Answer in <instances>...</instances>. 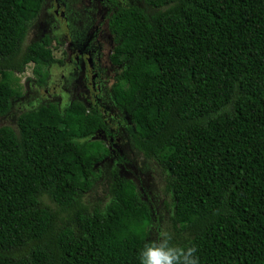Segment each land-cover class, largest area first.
I'll return each instance as SVG.
<instances>
[{
	"label": "trees",
	"instance_id": "16d2710c",
	"mask_svg": "<svg viewBox=\"0 0 264 264\" xmlns=\"http://www.w3.org/2000/svg\"><path fill=\"white\" fill-rule=\"evenodd\" d=\"M44 2L0 0V264H140L159 224L199 264H264V0H99L122 70L109 105L95 79L74 90L60 31L31 33ZM119 140L157 168L159 221L110 159Z\"/></svg>",
	"mask_w": 264,
	"mask_h": 264
},
{
	"label": "rangeland",
	"instance_id": "374dc122",
	"mask_svg": "<svg viewBox=\"0 0 264 264\" xmlns=\"http://www.w3.org/2000/svg\"><path fill=\"white\" fill-rule=\"evenodd\" d=\"M88 4V0H86V5ZM103 15L107 14V9L103 8L102 10ZM97 17H99V15L97 14ZM106 19V17H105ZM100 27L99 29L102 31L103 33V42L104 44H107V46H109V49L106 50H102L101 55L99 56V75L98 79H97V87L101 88V90L103 91L104 87H109V89L111 90V85L114 83V78L117 76V74L121 73V65H115L113 63L109 62V57L114 53L113 51V47L116 44L112 43L111 38L113 37V34H111V38L110 35H108V31L106 30V25L105 22H101V24H99ZM74 45V44H73ZM93 50V49H92ZM62 50H55L54 49V53L56 54L57 57H63L64 54L61 53ZM97 56L99 55L98 52L96 54ZM83 62H78L77 64V68L76 70L73 72L72 74V81H74L76 83V87L74 88V90L78 89L79 87H82L83 85V80L85 79V73L83 70ZM31 69H32V65L28 66V69L25 70V73L21 76H19L20 78V82L22 87L24 88L23 91H26L28 89L27 86V80L29 79V77H31ZM104 69V70H102ZM64 69L63 68H54V72L56 75L60 74L61 72H63ZM105 71V72H103ZM88 75V72L86 73ZM55 80V79H54ZM55 82V81H53ZM67 83V80L62 81L59 84V88H63V86ZM101 83V85L99 84ZM30 92V91H27ZM25 92V93H27ZM92 92V91H91ZM44 93V92H42ZM93 95L94 93H98L97 91H93L92 92ZM101 98V97H100ZM82 99V98H81ZM94 99V98H92ZM102 102H104L103 99H101ZM27 103H31L30 101H26ZM26 102L23 103L26 104ZM90 103L87 104L90 105ZM21 105V104H20ZM19 106V105H18ZM18 106L15 107V112L18 113ZM6 118H13L12 116H7ZM10 120V119H9ZM9 120H3L4 122L2 124H11L12 122ZM116 118L114 117V121H111V126L115 129L118 127V129H120V125L115 122ZM100 135H102V133H100ZM119 146L115 145L111 146V161H113L114 159L117 158V154L113 155L112 152L114 151V148H116V150L118 151L117 153H119L118 155H123L125 157L128 158V161L125 162H118L119 165V170L120 173L123 175H125V177H130V176H134L136 175V180L138 181V187H139V191L142 195V200L145 202H148L150 207H153L156 209L155 215L154 216V220H158L159 221V217L160 219L164 218V214H162V201L164 199H167L168 197L166 195H164L162 193V188L160 187V184L162 181H160V177L159 174L155 171H157V168H151L152 166V162H148L150 165L149 167H147L146 169H144V171L141 170V167H143V161H142V156L135 158V156H139L137 154H135L133 151H130L126 148L125 144L123 143V140H119ZM111 143V142H110ZM129 156H126V155ZM106 166V165H104ZM103 166V167H104ZM159 170V169H158ZM105 189H106V185L105 182L102 181L101 183H99V185L96 187V189L92 192V194H89V197L91 199H101L103 194L105 193ZM45 203H47V201H44ZM49 204L52 205V203L50 201H48ZM159 208V209H158ZM163 215V216H162ZM159 229H160V224H159ZM157 229V230H159ZM156 230V229H155Z\"/></svg>",
	"mask_w": 264,
	"mask_h": 264
},
{
	"label": "flooded vegetation",
	"instance_id": "af4514ba",
	"mask_svg": "<svg viewBox=\"0 0 264 264\" xmlns=\"http://www.w3.org/2000/svg\"><path fill=\"white\" fill-rule=\"evenodd\" d=\"M91 7L83 3V0H45L41 8L42 17L45 20L40 23V28L43 32L48 33L52 29L60 31V35L66 39L69 46H72L73 43L74 50L77 49L75 47L81 49L82 61L80 62L84 63L85 79L87 82L88 78L92 83L94 79L97 80L100 76L98 74L100 71L99 56L102 50L109 49V46L103 42V33L99 29L98 21L100 24L103 21L105 22L110 38L112 31L108 20L111 12L107 10V14L104 15L99 13V17L96 19L89 16ZM97 52L98 56L96 55ZM72 70L73 73L74 69Z\"/></svg>",
	"mask_w": 264,
	"mask_h": 264
},
{
	"label": "clouds",
	"instance_id": "9594fccd",
	"mask_svg": "<svg viewBox=\"0 0 264 264\" xmlns=\"http://www.w3.org/2000/svg\"><path fill=\"white\" fill-rule=\"evenodd\" d=\"M83 3H86V0H83ZM89 6H92L89 16L96 18V19H97V14L102 13L103 8H106L107 10H109L108 4L102 5V4H100L99 0H88V7ZM110 18H111V16H109V19H108L109 20V26H110ZM98 24H100L99 21H98ZM31 33L34 36H38V35H41L45 32H43V30L40 28V23H39L38 25L35 26V28L31 31ZM112 34H113V32H112ZM113 36H114V34H113ZM111 40H112V43L115 44L113 41V37ZM75 48H77V49L74 50L73 43H72V46H69L65 42L63 44L62 51H61V53L64 54L63 57L66 58L67 62L69 63V65L71 67H73L74 71L77 68L78 62L82 61V59H81L82 53L80 52L81 49L79 47H75ZM113 51H114L113 54L116 55L117 50H116L115 46L113 47ZM63 57H60V59ZM109 62L111 63L110 57H109ZM72 74L71 75L69 74V76H72ZM71 79L72 78L70 77L69 80L71 81V84H76ZM64 80L65 79L60 78V77L55 78V80H53L55 82L52 81L50 83L51 88L46 87L45 89L41 90L40 93H42V92L48 93L50 91L51 92L50 95H52V94H53V96L57 95L58 93H60L61 91L64 90V88H59V84ZM84 82H86V79L83 80V83ZM97 82L98 81L96 80L95 81L96 88L92 89V92L98 90V93H94L95 96L93 98H94V100H97L94 104L96 105L99 103L100 105L101 104H108L109 105V103H107V98H108L107 96L108 95L106 93V91L109 90V87L108 86L104 87V89L102 91L101 88L97 87ZM68 84H69V82H68ZM99 84L101 85V83H99ZM66 85H67V83L63 87H65ZM88 87L90 88L92 86L88 85ZM55 90L59 91V92L54 93ZM100 93L102 94L101 96H99ZM100 97H101V99L104 100V102H102V103L100 102V100H99ZM124 144L128 150L133 151L135 154H137L139 156L143 155L141 152L139 154L133 148V146L131 144H129V143H124ZM115 150H116V148H115ZM116 154H117V152H116ZM173 240H174L173 233L170 232L169 230H167L165 227H161L157 232V238L145 243L144 247L141 249V251L139 253L140 264H199V257L197 255L198 249L195 246H193V245H185V246L177 245V244L173 243Z\"/></svg>",
	"mask_w": 264,
	"mask_h": 264
}]
</instances>
